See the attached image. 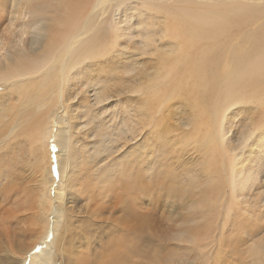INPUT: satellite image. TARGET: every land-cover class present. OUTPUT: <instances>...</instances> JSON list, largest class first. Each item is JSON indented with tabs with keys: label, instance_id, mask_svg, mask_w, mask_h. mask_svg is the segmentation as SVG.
Instances as JSON below:
<instances>
[{
	"label": "rangeland",
	"instance_id": "obj_1",
	"mask_svg": "<svg viewBox=\"0 0 264 264\" xmlns=\"http://www.w3.org/2000/svg\"><path fill=\"white\" fill-rule=\"evenodd\" d=\"M188 1H191V5L195 1L203 7L213 5L216 8L222 6L223 9L240 3L231 0H153L156 6H164L171 15L181 18L186 17V12L182 13L179 9L188 6ZM11 2L12 0H0V35L10 26L13 17ZM93 2L41 1L45 3V8L43 14L37 17L39 24L36 32L28 30L27 44L37 35L48 37L52 30H55L57 36L68 37L74 27L70 32L66 22L70 19L75 22L78 17L74 14V7L70 12L67 10V4L91 5ZM114 2L108 0L101 3L106 14L94 21L97 28L90 35H85V38L88 37L86 40L93 37L95 32V36L103 40L108 48L112 46L116 9L120 8V18L129 15L123 0ZM127 4L133 5L134 1H128ZM154 13L150 9L145 13L149 17H142L143 19L133 13L134 21L131 23L141 24L144 21L146 26V23L157 22V26L161 25V28L156 27L153 32L158 35L159 40L167 22L152 20L151 18L156 17ZM61 17L62 24L58 21ZM240 17L225 22L223 26L226 32L223 34L215 27L193 24L190 30L198 34L199 39L195 37L192 42L191 36L189 39L192 44L187 41L185 48L176 49V57L182 61L177 68L170 65L175 59L173 54L165 57L163 51H160L161 53L148 56L155 67V79L158 78V82L152 83V93L158 99L154 96L151 99L154 103V118L151 117L150 120L144 118L143 112L138 116L139 94L134 96L125 92L118 97L108 90L106 93L112 95L109 101L103 102L101 107L91 105L93 88L102 83L107 82L108 86H112L116 78L121 77L120 88L124 91L130 87V83L131 86L135 85V73L126 74V70L139 68V59H136L138 51L134 50L137 47L136 39L125 37L120 41V46L115 47L122 54L118 58L106 56L103 62L86 61L81 68L73 70L76 76L70 78L71 89L68 90L67 98L78 94V99L69 101L66 108L68 107L67 115L73 118L71 126L75 132L72 143L74 142L73 150L76 155L72 158L73 165L69 170L71 172L67 190L63 194L64 200L60 199L56 205L61 219L56 225V244L52 247L51 264H108L106 253L109 241L130 226L135 228V232L128 238L131 243L137 242L141 251L137 255L124 256L125 264H264V139H259V135L257 140H253L245 148V144L240 143L246 129L247 116L243 112L257 109V102L255 105H237L232 112L226 113L229 104L223 106L219 94L224 92L222 88L231 84L237 64L240 63V60L238 62L228 56L231 44H239L240 37L243 36V32L235 28V24L245 22L246 17L242 16L243 20ZM256 22L258 23L252 28L255 31L260 29L250 38L256 35L261 39L264 36V19ZM144 26L141 30L134 29L131 32L133 35L144 32ZM206 32L207 35H204ZM228 34L234 37L232 41L227 39ZM226 39L232 42L229 47L223 48L226 55L218 58L215 64H208L209 70L203 76L206 83L200 82L195 72L202 75V70L207 68L199 61L192 64L196 59L193 50L208 45L209 50L214 49L218 54L223 46L221 42ZM252 41L240 49L242 55L256 48L263 49L264 45L254 47L251 45ZM122 44L128 49H123ZM99 63L103 64L104 73L100 71L102 64ZM167 67L171 69L168 71ZM45 77L47 76L37 78ZM198 83L200 89H197ZM139 85H135L134 90L143 92L144 99V92L148 89ZM193 85H196L195 89ZM5 87L1 88L4 91L0 93V121H5L0 124V137L10 132L11 128L10 119H6ZM46 88H42L40 92H47L49 88ZM106 93L104 94L107 96ZM48 96L42 97L43 113L51 108L56 99V94L53 98H47ZM33 100L34 103L38 102L37 98ZM76 102L78 104H74ZM191 115L194 117L188 119ZM256 123H260V120L256 119ZM100 124L104 125V138H101V132L97 128ZM20 130L15 134H19ZM82 131H85V137H82ZM153 131L154 136L150 134ZM118 136L121 137L119 142ZM205 136L209 137V143L204 142ZM2 138L3 136L0 140ZM0 144V264H5L2 262L3 256L13 252L23 253L41 234L48 210H51L48 204L50 206L53 190L48 184L49 176L44 171L43 151L37 152L38 167L30 169L25 164L28 156L24 152L21 157L17 155L19 160H16V166L10 167L8 157H5L7 152L3 147L4 143L0 141ZM118 144L122 149L116 153ZM102 147L105 151L101 155ZM234 148H243L239 151L242 158L237 157V162L242 168L248 165L247 170L250 171L247 174L246 170L240 169V174L245 175L242 179L248 180L244 189L239 187L241 190L235 189L231 182L235 171L231 169L233 157L236 158ZM83 149L82 154L85 156L80 153ZM87 152L92 153L94 160L88 158ZM101 160H104L102 167ZM87 164L97 165L96 169L90 171L86 168ZM84 169H88L89 174ZM56 187L63 188L64 184L58 181ZM42 193L47 195L41 200L39 197ZM179 232L186 233L185 237H179ZM12 241L18 242L21 249L17 250ZM60 247L64 249L61 250Z\"/></svg>",
	"mask_w": 264,
	"mask_h": 264
},
{
	"label": "bare ground",
	"instance_id": "obj_2",
	"mask_svg": "<svg viewBox=\"0 0 264 264\" xmlns=\"http://www.w3.org/2000/svg\"><path fill=\"white\" fill-rule=\"evenodd\" d=\"M41 1L47 2L55 0H12L11 5L13 9V17L11 18L10 26L3 30V33L0 35V93L4 91L1 88H4L6 86V119H10L11 121L9 125L11 127L10 132L5 133V135H2L3 138L0 141L4 143L3 147L7 152L5 154V157H8V164L10 165V167L16 166V160H19L17 157H21L23 152L28 156L27 162L25 161V164L28 165L30 169L33 166L38 167L37 152L39 150L43 151V162H45L44 171H46V174L49 176L48 184L50 185L49 187L53 190L50 206L48 204V208L50 207L51 210H48L49 214L47 216V219L44 222L43 227H41L43 228L42 232L39 237L35 239L36 241L33 243V245L28 247V249L23 250L24 252L21 254H16L15 252H13L11 255L7 254L6 256H3L2 262L5 264H51L52 247L56 244V241L54 242L56 225L60 223L61 219L60 212L57 211L56 205L59 204L60 199H63V194L67 190V182L71 172L69 170H71L73 165L72 158L74 155H76L73 150L74 142L72 143L75 132H73V128L71 126V119L73 118L67 115L68 107L66 108V105L69 101H72V99L73 101L78 99V94L75 93L77 96L73 95L74 97L71 96L70 99L67 98L68 90L71 89L70 78L76 76V73H74L73 70L75 71V69L78 70L79 68H81L85 64L84 62L86 61L98 63L102 61L106 56L113 57V59L118 58V56L122 54L119 51H116L115 47L117 45L120 46V41L125 37L130 38V40H137V47H134V50L138 51L136 59H139V68L127 69L126 74L134 75L135 73V78L133 80L135 82V85L138 86L140 84V87L144 86L146 89H148V91L144 92L146 93V98L143 99V92L139 93L138 90H134L136 86H131V81H129L130 84L128 85L130 87L127 88L126 91H124L122 87L120 88L122 84V79L121 77H117L112 86H108L106 82L100 84L99 86H97V88H93V101L91 102V105H99V107H101L100 105L103 102L109 101L112 98V95L109 92L106 93L108 90H111L112 93L118 95V97L120 96V94L125 92H129L134 96L135 94H139L137 101L138 104L136 102L138 107L137 110L139 111L138 116H140V114L143 112V115H145L144 118L150 120L151 117L154 116V108H152V106H154V103L153 101H151V99L155 96L152 93V83L158 82V78L155 79V74L153 72L155 67L152 65V60L150 61L148 56L150 57L152 55H155L156 53H161L160 51H163L165 57L168 55L171 56L173 54L175 55V59L173 63H169L170 65L172 64L174 65V67L177 68L178 66H180L182 61L181 59H178L176 57V49L185 48V42L187 41L188 43L192 44V42H194V38L198 35L196 33L194 34L190 30L192 29L193 24H201V26L204 25L210 28L215 27L219 32H222L223 34L226 32L223 26L225 22L228 23L231 19L238 16H241L240 18H242V16L246 17L244 18L245 22L241 21V23L238 25L234 23L235 28L237 27V31L243 32V36L240 37L239 44L233 43L234 45H232V42L230 43V41H232L234 37L228 34L229 37L227 39L230 41H227L226 39L225 41L221 42L224 47L221 45L222 48L219 49L220 52L218 54H216L214 49L209 50L207 48L208 45L207 47L197 49L198 51L196 49L193 50V48H191L193 45H191L190 48L193 50V53L196 56V59L195 61H193L192 64H196L199 61L202 65L207 68L205 70H202V75L199 72H195L197 77L199 78V81L205 84L206 78L203 76L206 75L207 71L209 70L208 64L214 63L218 58H223L226 55V51L223 48L229 47L231 44V48L228 51V56L236 59L237 61L240 60V63H238L239 65L237 64V69L234 72L235 74L233 81H231V84L224 89L222 88V90L224 91L222 94L219 92V94L221 95V103L222 105L224 104L223 106L229 104L226 112L229 113L232 112L235 106L237 105H255L257 102V109L253 108L252 110L249 109L248 111L243 112L247 116H245L246 129L245 132L243 131L244 134L242 133L243 136L241 138L240 143L241 145L245 144L244 147L242 146L243 148H245L249 146V144L252 143L253 140H257L259 135L261 136L259 139H264V46H262L263 49L256 48L252 51H248L245 55H242L239 52L240 49L243 48L247 43L251 42V40H253L251 45H253L254 47H256L258 44L264 45V36H262L261 39L259 38V36L256 35H254L253 38H250L256 31L260 29L259 28L255 31L252 26H255L256 23H258L256 21H262L264 19V0H231L233 2L235 1L240 3H237L236 5L231 4L230 7H225V9H223L222 6H219L217 7L219 10L216 7H213V5H208L209 7H203L201 5H198L195 1L192 2V4L194 5L193 6L189 4V2L191 1H188V6L186 5V7H182L181 9H179L183 11L182 13L186 12V17L184 18H181L180 16L171 15V13L167 11L164 6H156V3H154L153 0H133V5L127 4L128 1L132 0H123L124 5L128 7L127 10L129 11V15L127 17L120 18V8L116 9V20L114 21L113 27L114 41L110 48H108L107 44H104L103 40H99V37L95 36V32L94 36L91 37L89 40H86L88 37L85 38L86 34L90 35V32L93 29L96 30L97 27L95 26L94 21L106 14L104 7H101V3L105 1L107 2L108 0H93L94 2L91 5L89 4L90 1L87 4H67V10L70 12L74 7V14L76 15V18L78 17L75 22L73 21V19H70L66 22V24L68 25V30L70 32L72 26L74 27L73 31L69 34V36H57L55 34V30H52L50 31L48 37L46 35H43V37L37 35L34 37L33 40L30 41L29 44H27L28 30H34L32 33L36 32V28L39 24V21H37V17L40 16V14H43V8H45V3H41ZM111 1L113 2V0ZM114 1L116 2L117 0ZM202 4H204V2ZM146 7L148 8L145 9ZM150 9L154 10V14H156V17L151 18L152 20L158 19L160 21L163 20V22H167V25H165V30L162 31V34L160 35L161 38L159 40L157 39L158 35L153 32L154 28H161V25L157 26V22H149L148 24L146 23V26H144V21L141 24H136V22L134 24L133 22L134 25H132L131 23L132 21H134L133 13L137 14L138 17L141 19H143L142 17L148 18L149 16H147L145 13H147ZM99 10L101 11L99 12ZM63 17L58 19L60 24H62L60 20L63 19ZM143 26L145 27L144 32L133 35V33L131 32L132 30H141L143 29ZM204 29L206 31V28ZM229 30L227 31L229 32ZM219 32L217 33L219 34ZM201 34L202 33H200V35ZM204 35H207V32ZM191 36L192 42L189 39ZM167 37L169 38L166 39ZM226 41L227 43H225ZM161 42L164 43L162 44ZM225 44L227 45L225 46ZM121 46L123 47V49H128V47H124L123 44ZM184 62H186V60ZM176 68H174V70ZM185 70H187L186 67ZM100 71L104 73L103 64ZM189 72L192 73L194 71L190 70ZM157 74L159 75V73ZM168 75L165 76L168 77ZM43 76L47 77L42 79L37 78ZM161 78L164 79L165 77ZM46 87L49 88L47 92H40L42 91V88ZM140 87H138L139 90H141ZM199 87H201L200 83H198L197 89H200ZM193 88L195 89L196 85H193ZM104 93H106L107 96ZM55 94L56 99L54 98L55 100H53V105L50 106V109H46V113H43V98L47 95H49L47 98H53ZM34 98L38 99L37 103H34ZM157 99L158 98H156V100ZM78 102L74 104H78ZM141 102L143 103L139 104ZM201 105L203 106L204 103H201ZM186 107L188 108V106ZM75 112L77 113L76 110ZM79 117L76 118L78 119ZM192 117L194 116L191 115L188 119H192ZM256 119H259L260 123H256ZM2 123L4 124L5 121H0V124ZM190 124L192 123L190 122ZM97 128L99 129V133L101 132V138H104L106 135L104 134V125L100 124ZM18 129H21L19 134H15ZM74 129L76 130L75 127ZM123 129L121 132H123ZM84 132L82 134V137H85ZM150 134L154 136V131ZM11 135H14V137ZM207 138L209 137L207 136L204 140V142L206 143L209 141ZM120 140L121 137L118 136L117 142H119ZM24 146L26 149L24 148ZM243 148H239L240 150L238 148L233 149V152L236 153V158L234 159L233 157V162L231 165V169L235 170L232 173L233 177H231V182L233 186L235 185V189H238L239 187L244 189V186L248 184L247 179H242L245 175L243 174L244 176H242V174H240V169L242 171L246 170L247 174L250 173V171L247 170L249 169L247 167L248 165L245 164L246 167L242 168L240 166V163L237 162V157L242 158V156L239 155V151H242ZM121 149V145L118 144L116 153H118V151H121ZM84 150L85 149L80 152L83 156H85L84 154H82ZM104 151L105 149L104 147H102L101 155L104 154ZM88 152V158L94 160L91 155L92 153ZM103 162L104 160H101V167L102 165H104ZM96 166L97 165L87 164L86 168L90 169V171H93L96 169ZM74 168L75 166L72 170H74ZM88 169H84L83 171L86 172V174H89ZM58 181L64 184L63 188L56 187ZM240 188L239 190H241ZM45 194L46 193H42L39 198H41L42 200L47 195ZM134 232L135 228H133L132 226L127 227V229H125L122 234L117 235L109 241V249H107L108 253H106L107 257L109 258L108 264H125V262H123L124 256H127L128 254L137 255L140 253L141 250L139 249L137 242L131 243V240L128 238ZM185 235L186 233L179 232V237L183 238L185 237ZM12 243L17 250L21 249V246L18 242L12 241ZM60 248L61 250L64 249L62 247Z\"/></svg>",
	"mask_w": 264,
	"mask_h": 264
}]
</instances>
